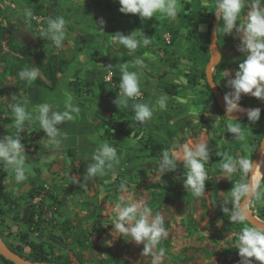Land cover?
<instances>
[{"label":"rangeland","instance_id":"obj_1","mask_svg":"<svg viewBox=\"0 0 264 264\" xmlns=\"http://www.w3.org/2000/svg\"><path fill=\"white\" fill-rule=\"evenodd\" d=\"M93 1L0 0V26L6 29L9 25L18 28V23L27 26L26 29L34 37V42L28 47L33 49L38 48L40 31L46 28L50 15L63 16L67 21L63 46L57 48L53 43L46 44L45 51L70 59L71 65L61 76L56 90L30 87L33 89L30 94L28 87L26 97L30 98V106L33 109L39 104L49 103L55 110L63 111L66 94L70 93L73 103L80 108L75 120L65 121L57 126L61 133H67V139L62 141L59 151L49 142L38 122H26L25 130L21 133V142L25 145L24 155L27 161L37 165L34 175H29L23 182L17 183L14 175H9L10 169L0 164V232L4 242L22 246L20 236L28 233V239L31 241L53 245V248L44 245L48 254L66 256L73 260V264H76L75 252H80L87 264H96L105 257V254H99L97 248L107 249L118 258L125 259L128 264H153L152 254H142L143 244L128 241L130 238L117 237L118 233L112 232L115 219L112 209L115 203L122 195L127 200V196L132 194L133 202H143V206L151 209V216L159 212L164 217L168 236L152 250L153 253L159 248L165 250L160 264H240V257L225 252L235 247L238 239L236 234L251 224L231 223L228 215L222 211L223 202L230 197V191L215 190L220 181H228L227 178H222L219 167L222 156L217 153L227 152L233 157H250L253 152L257 153L259 147L264 144V134L262 135L258 125L263 118L264 109L255 124H249L247 117L234 121L236 119H231L220 107L224 116L211 109L210 102L214 99L218 104V100L211 88L213 95L206 88L207 67L218 54L219 60L212 69L213 80L221 94L231 91L225 86L226 81L234 78L235 70H238L239 63L246 56L237 51L240 37L235 32L224 35L223 30L219 29L216 33V47L211 46L210 35L207 36L206 32L209 18L215 17L214 0H200L199 8H190V15L196 14L197 10L202 15L193 23L187 19L186 16L190 15L184 9V4L193 0H178L181 10L176 19L165 17L158 30L144 28L141 34L135 32L138 22L134 15L119 11L118 0H113L114 9L107 16L108 20H105L102 29L98 24V16L77 15V12L87 6L95 8ZM250 2L251 0H248V3ZM28 12L32 15L28 16ZM246 12L247 8L242 10L240 23L245 22ZM159 16L162 21L164 15ZM145 23L147 26V21ZM185 23L190 24V30L193 32L188 41V29L180 28ZM201 26L203 31L200 30ZM174 29H178L177 40L168 43L164 33L169 32L171 36V30ZM88 31H100L98 36L106 31L110 32L108 41L115 49L109 46L105 49L99 45L100 42L90 45L91 36ZM128 31L136 33L139 38L143 34L147 35L151 43L129 53L117 40L111 39L117 32L125 35ZM9 43V35L5 34V40L2 42L4 51L8 50ZM16 43L24 46L19 40H16ZM145 51H152L154 54L146 55V69L142 73H146L148 77L151 74L153 78L163 77L164 82L178 85L180 93L177 96H168L167 108L155 111L153 117L145 122L146 129L138 137L127 138L118 135L113 136L111 140L102 139L103 122L108 119L112 107L111 97L104 90L111 93L117 91L120 95L119 82L113 77V70L107 69L104 62H110L109 54H112L117 57L113 60L119 65L124 61L128 66H132L134 60L142 58ZM102 60L104 65L100 66ZM81 63H85V66L81 67ZM173 64L176 66L172 67ZM95 69H99L94 72V77L100 86L101 94L98 96V92L95 97L75 96L71 91L70 82L76 77L84 79V84L89 85L85 88L92 87L94 93L96 87L89 80ZM128 70L130 71V67ZM225 70L229 72L227 77ZM136 72L138 75L141 73ZM193 75L197 76V83L189 84L188 77ZM117 76L120 77V73ZM13 86L15 79L6 75L0 65V110L6 117H14L11 109L15 103L11 101V91L6 90ZM154 86L150 84L146 87V92H141L139 103L154 105L156 100L164 95L153 89ZM240 101L245 102V105H240L244 109L264 107V101L250 94H242ZM18 103L24 104L23 101ZM229 123L238 125L245 132L244 141L235 140L234 134L226 130ZM0 134L2 137L15 135L16 129L4 125L0 128ZM147 138L164 143L169 150L175 151L179 157L178 163H183V139L190 146L200 142L208 144L210 160L205 164V170L209 176L205 181V194L202 197H193L190 190L184 188L182 179H177L185 171L183 166L181 172L172 175L171 181H163V176L157 168L158 159L149 157L142 147ZM259 141L260 145L257 146ZM101 142H108L117 148L120 163L115 168V178L109 170L104 176L83 181L86 167ZM69 148L76 150L74 160L67 155ZM263 176L264 174L261 177ZM240 178L241 173L237 172L229 180L236 182ZM74 179H79L81 183H74ZM122 180L128 182L125 192L120 191ZM261 188H264V181ZM30 193H33L32 197ZM5 196L14 203H4ZM227 207L230 208V200ZM31 208L39 220L36 233L30 232L24 223L26 221L23 220L25 211L28 209L30 212ZM248 211L255 220L264 223V197L261 200L250 199ZM63 229H67L64 236L61 234ZM80 232L82 235H79V238L85 239V244H88L82 251L75 243L76 235ZM28 252L27 248H23V257L28 256ZM250 259L253 264H258L254 258ZM0 264L4 263L0 261Z\"/></svg>","mask_w":264,"mask_h":264},{"label":"clouds","instance_id":"obj_2","mask_svg":"<svg viewBox=\"0 0 264 264\" xmlns=\"http://www.w3.org/2000/svg\"><path fill=\"white\" fill-rule=\"evenodd\" d=\"M118 3L121 13L136 14L141 20L151 19L156 13H161L174 20L181 10L178 0H118ZM207 6L206 3L205 7ZM245 8H247L246 19L244 23H240L241 13ZM214 9L213 13L217 21H222L224 35H231L235 32L240 37L237 51L246 54L245 59L239 63L238 70H235L234 78L226 81L225 86L231 89L224 95L226 113L229 117L233 113H246L249 124H255L260 119L261 109L259 107L244 109L239 102L242 94H250L264 101V0H251L250 3L248 0H215ZM27 15L31 16L32 13L28 12ZM66 24L67 21L63 16L50 15L47 18L46 28L40 31V36L51 40L57 48H61L66 40ZM104 24L105 21L101 18L100 29ZM220 28L221 26L217 27L216 33ZM200 30L203 31V26ZM115 34L114 39L130 53L135 52L138 47L148 46L151 43L145 34L140 38L133 32L128 35L120 32ZM217 58L218 61V54ZM136 66L146 67L144 59L138 57L133 64V67ZM119 71L120 95L115 103L118 106L121 103L127 106L129 99L142 95L140 77L136 71H129L127 64L122 65ZM225 73V77L229 76L227 70ZM18 75L21 80L32 82L40 76V71L38 68H24L19 71ZM66 96L63 111L55 110L49 103L37 105L32 112L27 111L24 104L12 105L11 111L15 117L13 126L16 134L0 137V164L10 169L9 175H14L15 182H23L29 175H34V168L37 166L35 163L28 162L24 155L26 151L25 145L21 142V133L25 130L26 122H38L57 151L62 141L67 139V133H61L57 126L65 121L75 120L80 113V108L73 103V96L70 93ZM167 100L168 96L164 94L156 100L154 105L135 103L133 105L135 120L140 123L147 122L153 117L155 111L167 108ZM226 130L234 134L235 140L244 141L246 139L245 132L238 125L229 123ZM173 147L176 146L173 145ZM182 151L185 171L177 179H182L184 188L190 190L193 197L200 198L205 194V181L209 176L205 170V164L210 160L208 144L200 142L190 146L185 143L182 145ZM217 155L222 156L219 163L222 178L229 180L233 174L241 173L240 180L233 183L230 197L223 202L222 211L229 216L231 223L245 224L249 222V214L245 210L248 201L253 198L261 200L264 197V188H261L264 177L257 176V170L261 165L248 156L233 157L227 152L217 153ZM178 160L179 157L175 151L163 150L161 158L157 161V168L161 175L176 171ZM119 163L117 148L108 142H101L95 149L91 162L87 165L83 181L104 176L109 170L115 178V168ZM74 183L80 184L81 182L79 179H74ZM127 185L128 182L122 180L119 186L120 191L125 192ZM229 200L233 204L232 208L227 207ZM112 212L115 216L112 232L118 233L117 237L130 238L128 241H134L138 245L143 244L142 254H152L153 264H160L165 250L159 248L156 253L152 250L168 236V231L164 226V217L159 212L151 216V209L143 206V202H133L132 194L127 196V200L122 195L115 203ZM236 235L238 239L235 247L241 258L240 264H253L250 258H254L258 264H264V226L251 223V226L243 227Z\"/></svg>","mask_w":264,"mask_h":264},{"label":"trees","instance_id":"obj_3","mask_svg":"<svg viewBox=\"0 0 264 264\" xmlns=\"http://www.w3.org/2000/svg\"><path fill=\"white\" fill-rule=\"evenodd\" d=\"M94 6L101 12H110L114 9L113 0H94ZM215 3V0H214ZM194 6L200 7V0H193L192 2H187L184 4V9L188 12L190 15V8ZM192 12V11H191ZM202 17L199 10H197L196 14H191L190 16H186L187 19L193 23L196 22L197 17ZM208 22V28L206 35L209 36L211 33L212 24L214 21V17L212 16L209 18ZM221 26L222 30V21H219V25ZM180 28L188 29L186 39L187 41L191 39L193 32L190 30L191 26L190 24H183L180 26ZM5 34L9 35L10 43L8 45V50L4 51L2 42L5 40ZM178 37V29L171 30V38L170 43H174L177 40ZM222 39V37L220 36ZM90 39H93L92 36ZM16 38L12 34L11 31H9L6 28H3L0 26V65L3 67V72L8 75L9 77H12L15 79V86L6 88V90L11 91V101L12 103H18L20 101H23L24 105L26 106V110L28 111V108L30 106V100L28 97H26L27 94V88L28 87H35L40 89H45L49 91H54L57 87L58 83V75L64 74L66 70L68 69L69 65L72 63L70 59L59 57L53 53H47L45 51V45L51 44L52 42L50 40H47L46 38H39V45L38 48L33 49L28 46H20L16 43ZM205 56V55H203ZM207 58V57H206ZM176 65L173 64L172 67H175ZM24 68H38L40 71V76L32 82H28L25 80H21L19 78V71H21ZM204 77L205 75L202 74ZM158 84H157V90L158 92L162 94H166L167 96H177L180 93V88L178 85L164 82L163 77L158 78ZM80 80L76 79L70 83L71 85V91L75 96H94V93L92 89H83L80 88ZM188 83L189 84H196L197 83V76L193 75L188 77ZM78 85V86H77ZM100 88V86L98 85ZM207 90L210 92L211 95L213 93L210 90V87L208 84H206ZM226 92H223V96ZM119 98V94L117 91H113L111 93V99L113 101V105L110 108L109 117L106 119L103 123L104 131L101 135L102 139L105 140H111L113 136L122 135L127 138L129 137H138V135L143 132L146 129L145 123H140L135 120V112L133 110V105L135 103H139L140 98L135 99H129L127 106L123 105L122 103L120 106H118L115 101ZM240 105H245L244 101L239 102ZM210 107L213 111L217 112L219 115L224 116L223 111L219 108L217 102L213 99V101L210 102ZM263 118L259 121V128L262 131V135L264 134V111H263ZM14 120L15 117H6L5 113L0 110V128L1 126L8 125L14 127ZM246 120V119H242ZM239 121V120H234ZM0 137L1 134H0ZM182 144L185 143V140L183 139ZM260 145V141L258 142L257 146ZM142 147L148 152L149 157L160 159L161 153L163 150L168 149V146L161 142H156L151 138H147L143 143ZM67 155L72 158L73 160L76 158V150L73 148H69L67 150ZM256 156V152H253L250 156L252 160H254ZM178 163V162H177ZM183 166V163H178V167L176 171L169 172L163 175L162 179L164 182L171 181L172 175L174 173L181 172V167ZM74 167V166H73ZM75 169V168H74ZM264 177V176H263ZM235 180H228V181H220L216 186L215 190H229L231 192V189L233 187V183ZM263 183V181H262ZM262 186V184H261ZM34 190V188H32ZM30 196H33V193H30ZM4 203H14L8 196H5ZM233 207V204L230 201V208ZM229 217V216H228ZM38 218H36V214L34 212V209L31 208L29 215L27 217V220L25 225L29 229L30 232L36 233L37 226H38ZM164 226L166 224L164 223ZM67 229L62 230V235L64 236ZM79 235H82L81 232L78 233L75 238V243H77L80 250H85L88 246V244H85V239H80ZM0 238L3 239V236L0 232ZM41 238V236H39ZM20 242L22 243V246H14L11 243H6L7 246L14 252L18 253L19 255L23 256V248L28 249V256L25 258L37 263H46V264H56V263H63V264H73V260L69 259L66 256L50 253L48 254L46 250L44 249V245L46 244L48 248H53V245L51 243L46 242H40L36 243L34 241H31L28 239V233H23L20 236ZM160 244V243H159ZM97 251L100 255L105 254L104 258H101L96 264H128V262L125 259L118 258L114 254L110 253L107 249H100L97 248ZM225 253L236 255L237 257H240L238 254V249L236 247L227 250ZM0 261L4 264H13L12 262H9L5 260L0 255ZM74 261L76 264H87V262L84 260L83 256L80 254V252H75L74 254Z\"/></svg>","mask_w":264,"mask_h":264},{"label":"crops","instance_id":"obj_4","mask_svg":"<svg viewBox=\"0 0 264 264\" xmlns=\"http://www.w3.org/2000/svg\"><path fill=\"white\" fill-rule=\"evenodd\" d=\"M81 7H84V6H81ZM86 7V6H85ZM112 11H110V12H101V11H99L97 8H94V7H92V8H89L88 6L85 8V9H82L81 11H79V12H77L78 14L77 15H82L83 17H86L87 15H95V16H98L99 18H98V24H99V21H100V19L102 18L104 21L105 20H108L107 19V16L111 13ZM161 13H156L155 15H154V17L153 18H151V19H148V20H141L140 18H139V16L138 15H136V14H133L134 15V17H135V19H136V21L138 22V28H136V30H135V32L137 33V32H139V34H141V33H143V32H141V31H143L144 30V28L146 29H149V30H152V29H156V30H158L160 27L159 26H161V23L163 24V22H164V18L166 17V16H164L163 17V20L161 21V18H160V15ZM162 17V16H161ZM113 21V20H112ZM135 21V22H136ZM145 21H147V26H146V23H145ZM160 22V23H159ZM111 24H113L112 22H111ZM146 26V27H145ZM165 28V27H164ZM112 33H113V31H111ZM88 33V35H90V36H94L95 38L94 39H89V40H91L90 42V45H97V43H99V45L101 46V47H103V48H105V49H108V46L110 47V48H113V49H115V46H110V42L108 41V36H109V33L110 32H108V31H106L105 33H102L101 34V36H98V34L97 33H101L100 31H98V32H93V31H88L87 32ZM130 33H132V31H128L125 35H128V34H130ZM136 33H134L133 32V34L134 35H136ZM145 33V32H144ZM137 36V35H136ZM152 36V35H151ZM164 36H165V39H166V41L168 42V43H170V38H171V36H170V34H169V32H167V33H164ZM138 37V36H137ZM110 38V37H109ZM139 38V37H138ZM100 39H101V41H100ZM111 39H114V38H112L111 37ZM158 40V39H157ZM102 44V45H101ZM128 52H129V50H128ZM108 53V52H107ZM130 53V52H129ZM157 53H159V52H157ZM109 54V53H108ZM152 54H154L152 51H145V52H143V56H142V58L143 59H147L146 57V55H152ZM100 57H102V56H100ZM109 57H110V62H108V63H105L104 62V64H105V66L107 67V69H112L113 70V77L119 82V80H120V77L119 76H117L118 75V73H120L119 72V69L121 68V66L122 65H124V64H126V62H124V61H122V62H120L121 63V65H119V63H117V62H115L114 60H113V58H115V59H117V57H115L114 55H112V54H109ZM116 61H118V60H116ZM135 61V60H134ZM102 62H103V60L99 63V65L100 66H102V65H104V64H102ZM74 63H76V61L74 62ZM85 63H81V67H84L85 65H84ZM134 64V63H133ZM133 64H132V66H128V67H130V71H139V72H141L140 74H139V77H140V83H142V85H140V88H141V92L142 91H145L146 92V87L147 86H149L150 84H152V86H154L153 84H155V86L153 87V89H157V84H158V78H159V76L158 77H154L153 78V75H151V74H149V77L146 75V73H142L143 71L145 72V67L144 68H140V67H133ZM71 65V64H70ZM69 65V66H70ZM109 65H111V67H109ZM119 67V68H118ZM151 70H153V68L151 67L150 68ZM99 69H95L94 71H93V74H91V77H90V80H89V82L91 83H93V85L96 87V89L94 90V96L93 97H95V94L96 93H98L97 95L99 96L101 93H100V91H99V87H98V84H97V82H96V79H95V77H94V74L96 73V71H98ZM95 72V73H94ZM63 75V74H62ZM61 74H59L58 75V83H57V87H58V85H59V81H60V79H61V76H62ZM143 75V76H142ZM76 79H78V80H80V88H83V89H93L92 87H88V88H85L86 86H89V85H85L84 84V79H80L79 77H76L74 80H76ZM74 80H72V81H74ZM71 81V82H72ZM70 82V83H71ZM56 87V88H57ZM29 89H30V87H29ZM32 90L33 89H30L29 90V92L28 93H30L31 94V92H32ZM56 90V89H55ZM105 92H107V94L108 95H110V97H111V92L109 91V90H104ZM89 97V96H85V95H82V96H80V97ZM90 97H92V96H90ZM29 98V97H28ZM30 99V98H29ZM112 100V99H111ZM144 100V99H143ZM112 105H113V101H112ZM33 108H32V106H30L29 107V109H28V111L30 112L31 110H32ZM109 114V113H108ZM104 123V122H103Z\"/></svg>","mask_w":264,"mask_h":264},{"label":"water","instance_id":"obj_5","mask_svg":"<svg viewBox=\"0 0 264 264\" xmlns=\"http://www.w3.org/2000/svg\"><path fill=\"white\" fill-rule=\"evenodd\" d=\"M56 0H53V2H55ZM219 21H217L216 16L214 17V22L211 28V34H210V40H211V46L212 47H216L215 44V39H216V29L218 27ZM27 26L25 25H21V23H18V28H15L14 25H9L8 26V30L12 32V34L14 35V37L19 40V42L21 44H23L24 46H30L33 42H34V37L33 35L26 29ZM217 64V58L214 57L212 58L211 64L207 67L206 70V78L208 81V84L211 88V90L214 92V94L216 95V98L218 100V105L219 107L226 113L225 110V106L223 105V96L220 93V91L217 89V86L213 80L212 77V69L215 67V65ZM261 110L264 109V107H259ZM227 115V113H226ZM228 116V115H227ZM243 117H247L246 114H231L230 118L231 119H240ZM262 152H264V146L263 144L259 147L256 156L254 158V160L259 157ZM253 160V161H254ZM250 201V200H249ZM248 201V203H249ZM248 203L246 205V211L249 214L248 211ZM29 210L27 209L25 211L23 220L26 221L27 217H28V212ZM249 223H255L252 216L249 214ZM0 255L7 261L12 262L13 264H46V263H37V262H32L28 259H26L25 257L19 255L18 253L12 251L7 244L4 242L3 239L0 238ZM56 264H63V263H56Z\"/></svg>","mask_w":264,"mask_h":264},{"label":"bare ground","instance_id":"obj_6","mask_svg":"<svg viewBox=\"0 0 264 264\" xmlns=\"http://www.w3.org/2000/svg\"><path fill=\"white\" fill-rule=\"evenodd\" d=\"M223 105L225 106V101H224V98H223ZM234 114H242V113H234ZM264 145V144H263ZM264 152H262V154L257 157L254 162L255 163H260L261 167L257 170V176L258 177H261L263 174H264ZM87 168V167H86ZM86 171V170H85ZM254 222L257 224V225H261V226H264V223L262 222H259L257 220L254 219V217L252 216Z\"/></svg>","mask_w":264,"mask_h":264}]
</instances>
